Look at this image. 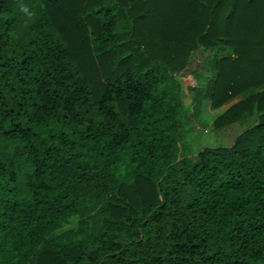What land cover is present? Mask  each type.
<instances>
[{"label":"trees","instance_id":"obj_1","mask_svg":"<svg viewBox=\"0 0 264 264\" xmlns=\"http://www.w3.org/2000/svg\"><path fill=\"white\" fill-rule=\"evenodd\" d=\"M0 264H264V0H0Z\"/></svg>","mask_w":264,"mask_h":264},{"label":"rangeland","instance_id":"obj_2","mask_svg":"<svg viewBox=\"0 0 264 264\" xmlns=\"http://www.w3.org/2000/svg\"><path fill=\"white\" fill-rule=\"evenodd\" d=\"M200 55V52L197 53ZM201 62L200 57L193 58L188 69L179 73L176 77L180 81L181 93L184 104L183 124L184 136L181 139L184 151L196 155L200 150L207 146H224L233 144L237 135L244 129L250 127L258 118V113L253 112L249 116L240 117L238 120L227 123L218 119L223 112L227 110L229 105L235 103L238 99L230 98L228 102L220 106H215L210 100H206L203 106L199 109L201 118L194 117L197 113V108L194 105L193 99L195 92L191 91V87L199 82L196 78L195 69H198V64ZM196 67V68H195ZM211 74V72H209ZM225 123L223 126H217L216 121ZM78 219H74L67 228L78 223Z\"/></svg>","mask_w":264,"mask_h":264},{"label":"clouds","instance_id":"obj_3","mask_svg":"<svg viewBox=\"0 0 264 264\" xmlns=\"http://www.w3.org/2000/svg\"><path fill=\"white\" fill-rule=\"evenodd\" d=\"M23 11L27 12V9L25 8V9H23ZM29 15H31V14H29Z\"/></svg>","mask_w":264,"mask_h":264}]
</instances>
